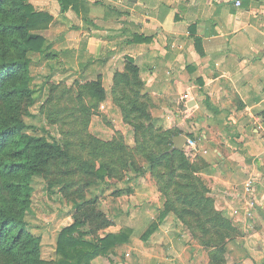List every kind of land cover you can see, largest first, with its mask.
Here are the masks:
<instances>
[{
    "label": "crops",
    "instance_id": "crops-1",
    "mask_svg": "<svg viewBox=\"0 0 264 264\" xmlns=\"http://www.w3.org/2000/svg\"><path fill=\"white\" fill-rule=\"evenodd\" d=\"M29 2L51 17L41 31L45 46L35 54L47 67V77L101 82L105 98L92 113V132L101 138L122 133L126 143H134L118 88L125 84L127 99L136 92L128 109L132 120L138 112L134 105L143 106L153 126L196 140L192 156L182 150L199 168L193 174L205 184V195L235 231L226 240L227 263L264 264V0ZM129 65L136 68L135 78ZM119 72L130 82L117 83ZM135 178L125 175L126 186L108 184V179L102 181L106 186L93 188L97 194L96 189L112 185L114 190L129 187L121 193L117 213H111L113 224H126L129 214H145L149 207L155 213L163 208L165 198L150 174L139 176V185L132 182ZM157 226L152 239L144 240L145 249L174 247L177 241L167 238L166 224ZM140 251L156 264L183 259L169 249ZM195 256V251L189 254L191 262Z\"/></svg>",
    "mask_w": 264,
    "mask_h": 264
},
{
    "label": "trees",
    "instance_id": "trees-1",
    "mask_svg": "<svg viewBox=\"0 0 264 264\" xmlns=\"http://www.w3.org/2000/svg\"><path fill=\"white\" fill-rule=\"evenodd\" d=\"M50 18L47 12L36 10L29 0H0V39L4 42L0 57V99H8L14 95L22 97L29 93L30 57L27 55L29 52L43 50L45 37L41 31L47 27ZM11 47L14 52L9 50ZM129 72L135 78L136 68L133 65H129ZM123 77L124 73L119 72L115 81L124 82L126 79L130 82L129 78ZM117 83L114 88L120 85ZM79 85L80 90L76 95L78 99L83 97L80 109L91 110L93 113L105 98L101 82L96 79ZM124 86L122 84L118 88L121 90L118 94L121 100L118 103L123 110L124 119L133 124L134 144L127 145L120 134L118 138L111 140L87 135L84 147L89 148L91 157L89 162L86 160L87 166L82 165V172L93 174L96 179L94 183H98L105 177L114 179L119 176L120 170L125 172L127 168L140 169L130 153L136 152L139 147L145 149L151 144L142 156L147 163L146 169L156 178L157 189L165 198L158 218L173 212L184 221L182 215L190 213L197 216L194 217L199 220L198 224H202L200 221L204 218V224L210 222L214 227V233L212 231L209 237L218 238V235L221 239L226 236L231 238V233L235 231L230 226V220L215 210L213 200L205 195V184L199 176L193 174L199 168L189 161L183 150H170L172 135L177 132L154 127L150 121L151 116L143 106L134 105L138 112L132 120L128 109L134 104L137 93L132 92L129 99L125 98L127 95L123 91ZM85 101H89V104H85ZM85 114L84 118L88 120V113ZM28 127L16 116L13 121L7 116L0 118V166L8 174L23 171L19 178L24 179V182L17 184L21 187L17 195L19 199L25 198L23 193L28 191L27 180L32 174L43 171L49 161L67 155L65 146L54 135L21 132ZM117 150H121V153ZM104 156L105 159L94 164L93 159ZM169 188H172V195L169 194ZM14 208V205L0 202V264H90L94 257L106 254L117 244L127 241L124 230L106 232L96 239L86 238V232L78 228L80 221L74 220L59 231L55 257L45 260L40 257V236L28 230L23 216ZM103 224L107 225V222L103 221ZM201 228L206 232L209 227L204 225Z\"/></svg>",
    "mask_w": 264,
    "mask_h": 264
},
{
    "label": "rangeland",
    "instance_id": "rangeland-1",
    "mask_svg": "<svg viewBox=\"0 0 264 264\" xmlns=\"http://www.w3.org/2000/svg\"><path fill=\"white\" fill-rule=\"evenodd\" d=\"M3 43L0 39V57L4 50ZM9 50L14 52L12 47ZM36 53L29 52L27 55L30 57L28 65L29 93L22 97L14 95L8 99H0V118L7 116L9 120L13 121L16 116L29 126L21 132L46 136L54 135L65 146L67 155L49 161L44 166L43 171L30 176L27 180L28 191L23 193L24 199L17 197L21 191V187L17 184L24 182V179L19 178L23 171H19L17 174H8L0 166V202L14 205V209L23 216L28 230L40 236V257L45 260L53 259L59 231L65 225L78 220L80 221L78 228L85 231L84 236L89 239H96L106 232H112L109 229L124 230L127 234V241L117 244L106 254L94 257L90 264H156L145 259L148 255L142 257L140 250L142 252H159L161 250L162 253H165L163 250L168 249L169 252L182 253L183 259L180 263H172V260L164 261L167 262L166 264H228L227 254L230 252V247L226 245V240L230 238L226 236L221 239L218 235V238L209 237L214 227L210 222L203 223L204 216H201L203 218L200 221L202 224H198L199 220L195 219L197 216L190 213L182 215L185 222L173 212L159 219L160 213H155L149 207L145 214L139 212L129 214L130 220H127L126 224L120 222V224H113L111 213H117L118 206L124 201L121 193L126 194L129 187L127 186L125 191L120 188L114 190V185H112V189L103 188L101 191L96 189L97 194H94V186L98 183H103L101 187L106 186L107 183L102 181L108 180L109 177L94 183L96 179L93 174L82 172V165L87 166L90 161L89 157H91L89 148L84 147V144L87 135L101 140H111L118 138L120 134L124 142L127 141L122 133H115L111 138H101L98 134L93 133L91 127L93 114L91 110L83 111L80 109L83 97L78 99L76 95L77 91L80 90L79 83L75 79H70L71 83H67L69 78L60 80L56 77H47L46 74L49 71H47V67L37 62ZM85 104H89V101H85ZM85 112L88 113V120L84 118ZM126 144L133 146L134 143ZM147 148L139 147L136 152L130 153L140 169L127 168L125 172L120 170L119 176L109 179L108 184L121 183L120 185L124 186L123 180L127 175L130 178L136 177L132 182L139 185L138 177L147 172L156 186V178L146 169L147 163L142 156L148 150ZM117 151L119 154L121 153V150ZM103 159L105 156L100 159H93L94 164H98ZM86 181H91V183H85ZM127 181L129 180L127 179ZM171 190L172 188H169V194L172 195ZM165 218L166 220L163 221ZM103 221L107 222V225L103 224ZM157 224H166L168 227L167 238H174L178 244L174 241V247L170 248L163 245H152L148 246L146 250L144 240L152 239V236L156 234ZM204 225L209 227L206 232L201 228ZM149 228L152 229L146 232ZM231 234L234 236V232ZM178 235L179 240H177ZM130 241L136 243L135 246L131 244V247L134 248H130ZM222 243L223 245H221ZM119 246L120 249H118ZM194 251L196 256L191 262L188 256L189 254L193 256Z\"/></svg>",
    "mask_w": 264,
    "mask_h": 264
},
{
    "label": "built area",
    "instance_id": "built-area-1",
    "mask_svg": "<svg viewBox=\"0 0 264 264\" xmlns=\"http://www.w3.org/2000/svg\"><path fill=\"white\" fill-rule=\"evenodd\" d=\"M184 97L186 98L187 94H184ZM184 148H185L186 154L192 156L194 154V152L197 150L196 140L194 138L187 136V139H186L185 144H184ZM251 183L252 182L250 179H247L245 181L246 189H249L251 187Z\"/></svg>",
    "mask_w": 264,
    "mask_h": 264
},
{
    "label": "water",
    "instance_id": "water-1",
    "mask_svg": "<svg viewBox=\"0 0 264 264\" xmlns=\"http://www.w3.org/2000/svg\"><path fill=\"white\" fill-rule=\"evenodd\" d=\"M190 105H191V102H187V106H190ZM186 139H187V136L183 134L173 135L172 136V142H173L172 148H177V149L182 150Z\"/></svg>",
    "mask_w": 264,
    "mask_h": 264
}]
</instances>
